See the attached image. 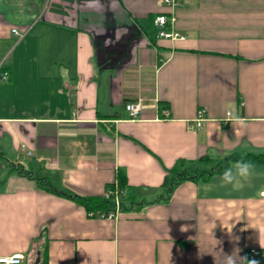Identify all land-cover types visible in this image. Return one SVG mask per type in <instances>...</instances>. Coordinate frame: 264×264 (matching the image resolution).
<instances>
[{
    "label": "crops",
    "instance_id": "obj_1",
    "mask_svg": "<svg viewBox=\"0 0 264 264\" xmlns=\"http://www.w3.org/2000/svg\"><path fill=\"white\" fill-rule=\"evenodd\" d=\"M175 1L0 0V256L248 264L264 249V164L243 186L164 187L179 161L264 153V0ZM160 15L179 36L158 37ZM118 173L115 220L51 189L101 198Z\"/></svg>",
    "mask_w": 264,
    "mask_h": 264
},
{
    "label": "built area",
    "instance_id": "obj_2",
    "mask_svg": "<svg viewBox=\"0 0 264 264\" xmlns=\"http://www.w3.org/2000/svg\"><path fill=\"white\" fill-rule=\"evenodd\" d=\"M167 5L172 7L177 5V1L175 0H165ZM174 20L173 17H169L167 15H160L155 18L154 26L158 30V37L160 38H174L179 36L178 34L168 33L166 31V27ZM13 34L19 38H24L25 34L20 32L19 29H13ZM0 77L5 80L8 78V73L0 72ZM126 111L129 113L132 119H135L140 116L142 110L144 109V105L141 102L137 103H127L125 105ZM164 116H168V110H162L161 112ZM207 121L206 111L199 110L197 114V118L195 119V127L197 129L201 128L203 124ZM126 190L119 187L118 181L109 187L104 195V198L110 200L112 205V210L108 211H95L90 210L87 212V215L90 218H98V219H108L115 220L119 217L120 213L123 211V203L126 198ZM245 260L249 264L250 261H255L256 264H264V249L263 248H250L245 251ZM25 256L22 253H15L10 256H0V264H24Z\"/></svg>",
    "mask_w": 264,
    "mask_h": 264
},
{
    "label": "trees",
    "instance_id": "obj_3",
    "mask_svg": "<svg viewBox=\"0 0 264 264\" xmlns=\"http://www.w3.org/2000/svg\"><path fill=\"white\" fill-rule=\"evenodd\" d=\"M241 158L252 161L253 163H256V164H264V153L258 154V155L249 154L244 157H241L237 154H233L229 156L228 158L222 161H219L217 163H213L208 157L201 158L198 161H190V162L179 161L175 165V167L168 172L165 182H164V187L167 189L168 194H170L172 190H174V188L183 181H186V180L207 181L214 174L222 173L224 169L229 166L230 162H234ZM27 175L28 177L32 176L30 173ZM37 180L39 182H42L43 180H45V178L39 177L37 178ZM46 181L45 182L43 181L44 184H47ZM117 181H118L120 188L122 189L126 188V180L124 176L122 175V173H118ZM51 189H53L52 191L58 194L65 195V196L76 199L79 203L83 204L88 209V211L90 210H95V211L112 210L113 203L110 200L105 199L104 197L83 198V197L73 196L70 192L64 189H60V188L56 189L53 187ZM123 207H124V203H123Z\"/></svg>",
    "mask_w": 264,
    "mask_h": 264
},
{
    "label": "clouds",
    "instance_id": "obj_4",
    "mask_svg": "<svg viewBox=\"0 0 264 264\" xmlns=\"http://www.w3.org/2000/svg\"><path fill=\"white\" fill-rule=\"evenodd\" d=\"M257 174L256 165L249 160L241 158L234 162H230L229 166L214 180H218L221 186H243L245 182L250 181ZM215 186L214 183L205 184L202 187L205 191L211 190ZM231 261V257H229ZM249 264H256L250 261Z\"/></svg>",
    "mask_w": 264,
    "mask_h": 264
}]
</instances>
